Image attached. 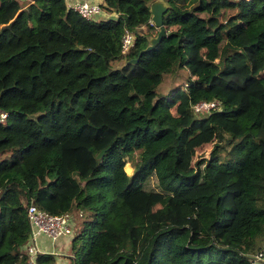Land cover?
Instances as JSON below:
<instances>
[{"label":"trees","instance_id":"1","mask_svg":"<svg viewBox=\"0 0 264 264\" xmlns=\"http://www.w3.org/2000/svg\"><path fill=\"white\" fill-rule=\"evenodd\" d=\"M148 1L85 18L0 0V264H55L26 251L29 201L78 220L71 264H249L264 248V0H166L165 34L123 63L156 32ZM175 63L190 78L155 96Z\"/></svg>","mask_w":264,"mask_h":264},{"label":"built area","instance_id":"2","mask_svg":"<svg viewBox=\"0 0 264 264\" xmlns=\"http://www.w3.org/2000/svg\"><path fill=\"white\" fill-rule=\"evenodd\" d=\"M67 5L77 11L85 18H92L101 13L102 8L98 2L93 0H65ZM133 40V33L125 29L120 36V51L125 53ZM219 104L216 98L211 100L198 99L191 104L194 113L207 112L212 106ZM4 116V112H1ZM2 118V117H1ZM25 214L29 225L28 239L25 245L26 251L31 255L39 250L36 245V236L42 234L49 242L58 237L71 234V214L69 211L51 213L39 208L29 201L25 206ZM249 264H264V248L254 250L248 256Z\"/></svg>","mask_w":264,"mask_h":264},{"label":"rangeland","instance_id":"3","mask_svg":"<svg viewBox=\"0 0 264 264\" xmlns=\"http://www.w3.org/2000/svg\"><path fill=\"white\" fill-rule=\"evenodd\" d=\"M23 1L27 2L28 0H23ZM93 1H96V2L99 3L101 0H93ZM99 5H100V3H99ZM109 14H110L109 12L105 11L104 9H102L101 13L98 14V15L99 16H107ZM118 63H119V61L118 62L117 61H112V64H114L115 66H117ZM189 78H190V75H189V72L187 70L186 64L185 63H182V64L175 63L170 69L162 71L161 78H160V80L157 82V84L154 87L155 96L166 95L168 93V91L171 88L175 87V86L184 87L185 84H186L187 79H189ZM258 88H259L258 86L254 87V89H257V90H258ZM207 148H208V145L203 150H207ZM124 169L126 171H128L129 170V166L127 164H125L124 165ZM18 193H19V196L22 199H24L23 191L19 189ZM71 227H72V232H71L70 235H73V233H75L78 230V227H79L78 220L75 217L71 218ZM43 239H44V244L46 246H49L50 245L49 242L45 238H43ZM260 243L262 245V241H260ZM55 262H58V264H61V263L62 264H67L66 262H63V261H61L59 259H57V261H55ZM68 264H71V262L69 261Z\"/></svg>","mask_w":264,"mask_h":264},{"label":"water","instance_id":"4","mask_svg":"<svg viewBox=\"0 0 264 264\" xmlns=\"http://www.w3.org/2000/svg\"><path fill=\"white\" fill-rule=\"evenodd\" d=\"M145 5L148 7V10L150 12V22L156 27L155 34H147L145 36L146 38V44L144 47L140 48L137 52V55L131 58H127L123 60V63L129 62H135L138 55L145 50H148L152 48L160 39L162 35L165 34V30L162 24V13L167 7L166 0H150L145 3ZM103 148L99 149L96 153V157L98 158L101 153L103 152Z\"/></svg>","mask_w":264,"mask_h":264},{"label":"crops","instance_id":"5","mask_svg":"<svg viewBox=\"0 0 264 264\" xmlns=\"http://www.w3.org/2000/svg\"><path fill=\"white\" fill-rule=\"evenodd\" d=\"M69 235L58 237L55 241L49 242L45 236H43L42 234H39L36 236L37 248L40 251L45 250V251H49V252L53 253V255L55 257V261H57V259H59V260L66 262L68 264L70 259H69V256L66 252H67L69 239H70ZM43 238H45L49 242V244H50L49 246H46L44 244ZM55 264H58V262H55Z\"/></svg>","mask_w":264,"mask_h":264},{"label":"clouds","instance_id":"6","mask_svg":"<svg viewBox=\"0 0 264 264\" xmlns=\"http://www.w3.org/2000/svg\"><path fill=\"white\" fill-rule=\"evenodd\" d=\"M149 21H150V19H149Z\"/></svg>","mask_w":264,"mask_h":264}]
</instances>
